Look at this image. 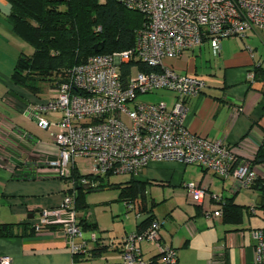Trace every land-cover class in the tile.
I'll list each match as a JSON object with an SVG mask.
<instances>
[{
    "label": "built area",
    "instance_id": "2783aa9c",
    "mask_svg": "<svg viewBox=\"0 0 264 264\" xmlns=\"http://www.w3.org/2000/svg\"><path fill=\"white\" fill-rule=\"evenodd\" d=\"M116 1L144 16L143 26L135 32L134 46L88 57L68 72L66 81L54 87L43 103H33L25 110L39 128L56 129L49 134L55 156L36 159L35 172L67 178L81 158L87 160L92 175L112 172L137 176L152 163L173 162L195 164L217 177L231 179L234 191L250 188L257 178L250 160L237 158L222 138L195 135L185 125L189 111L185 98L201 93L205 79L178 73L166 60L204 42L218 55L221 40L264 30V0ZM131 62L134 64L123 77L121 66ZM138 64L152 70L143 71ZM247 79L255 81L254 71L247 73ZM261 82L264 84V72ZM160 89L176 94L171 107L165 102L136 101L138 95ZM47 113L57 114L58 120L46 119L43 115ZM82 182L87 183L85 179ZM185 188L198 204L208 195L196 182H187ZM209 198L221 204L213 215H221V196L212 194ZM127 207L132 209L133 205ZM77 214L74 194H64L57 207L40 211L32 228L40 232L57 226L72 254L84 252L88 242H98L100 235L97 231L87 235L78 224ZM136 215L139 221L145 216ZM251 236L254 264H264V227L253 229ZM142 243L156 247L161 255L157 264H177V251L162 243L157 221L141 233L123 236L122 264H150L143 255ZM0 264H11V258L0 257Z\"/></svg>",
    "mask_w": 264,
    "mask_h": 264
},
{
    "label": "crops",
    "instance_id": "0c3cea01",
    "mask_svg": "<svg viewBox=\"0 0 264 264\" xmlns=\"http://www.w3.org/2000/svg\"><path fill=\"white\" fill-rule=\"evenodd\" d=\"M9 8L6 0H0V58L9 54L11 58L17 59L16 53L7 51L13 44L17 47L20 45L17 44L18 36L12 32L7 18ZM248 32L254 33L258 40L255 39L245 49L240 47L234 56L228 53L227 46L221 40L218 55H214L209 43L204 42L177 58L166 60V64L181 74L198 76L199 69L207 72L208 78L199 76L206 81L201 93L185 98L189 108L185 117L187 128L201 137L222 138L237 158L252 161L264 135V84L261 82L264 72V30L247 31L245 37ZM205 53L214 60L207 63L206 69L198 67L194 59ZM250 71L255 73V81L252 83L247 79ZM2 78L0 223L14 224L15 228L14 235L0 237V257H10L11 264H122L120 250L122 238L127 233L115 238H104L100 234L99 225L83 214L85 212H78L77 219L83 216L86 221L95 222L101 239L97 243L88 242L87 249L79 252L76 258L59 227L50 226L40 232L32 230V224L39 217L40 211L57 207L69 184L50 172H35L34 161L45 156L54 157L56 148L47 130L39 128L35 120L25 112L33 104L34 96L25 92L20 94L11 88L8 79L4 81ZM43 94H35V100L44 99ZM43 116L50 121L58 120L57 114L47 113ZM189 165L156 162L135 176L146 185L163 182L162 185L182 188L185 193V200L178 199L175 191L171 190L172 193L163 196L160 201L152 202V205L154 203L163 208L165 213L164 219L160 220L152 210L155 221L160 225L162 243L176 249L177 264H254L251 232L264 226L258 211V208H262L261 193L256 194L258 189L254 187L234 191L231 179L217 177L200 167V176L194 180L209 196L217 192L222 202L232 197L234 203L245 207L240 222L225 221L221 215H213V211L220 209V203L206 195L203 202L198 204L188 196L184 175ZM254 167L257 180L264 181V163L254 164ZM242 190L251 192V199L237 200ZM122 205V211L131 210L125 203L122 202ZM144 205L146 207V197ZM133 207L137 205L134 203ZM207 208L211 211L208 212ZM90 232L86 231L87 235ZM141 249L147 260L159 254L151 244L142 243ZM157 261L160 263L159 259Z\"/></svg>",
    "mask_w": 264,
    "mask_h": 264
},
{
    "label": "trees",
    "instance_id": "16d2710c",
    "mask_svg": "<svg viewBox=\"0 0 264 264\" xmlns=\"http://www.w3.org/2000/svg\"><path fill=\"white\" fill-rule=\"evenodd\" d=\"M6 1L10 7L7 18L12 32L34 46L31 54L18 55L11 81L33 94L42 93L44 91L42 84L45 82L50 83L52 88L57 87L66 81L68 72L74 66L83 63L92 55L132 48L135 43V32L145 21L141 13L125 8L116 0ZM95 45L98 46L97 51L94 50ZM133 64L134 62H131L121 66L123 77ZM138 68L143 71L152 70L140 64ZM251 162L253 165L264 163V135ZM111 175L112 172L102 176L82 173L74 164L70 176L63 178L69 184L65 193L74 194L77 212H85L87 205L83 200L84 191L118 189V199L121 202L126 206L135 203L137 211L145 213L135 229V232L141 233L155 221L152 209L147 210L144 205L146 183L130 175L124 182H110ZM83 179L87 183H83ZM251 187L260 190L261 205L264 209V181L260 182L256 178ZM243 209L245 207L234 203L232 197L225 198L222 202L221 216L225 221L238 223L241 221ZM78 224L85 231L98 232L97 224L86 221L83 216H79ZM14 228V224L0 223V237L14 235ZM77 255L78 253L73 254V257L76 258ZM160 256L158 254L151 257L150 264H157Z\"/></svg>",
    "mask_w": 264,
    "mask_h": 264
},
{
    "label": "rangeland",
    "instance_id": "374dc122",
    "mask_svg": "<svg viewBox=\"0 0 264 264\" xmlns=\"http://www.w3.org/2000/svg\"><path fill=\"white\" fill-rule=\"evenodd\" d=\"M255 39L258 40L257 36L252 32H248L247 37L226 38V39H223L222 43L223 45L227 46L228 53H230L231 56H234L235 53L237 52V49H239L240 47L242 49H245V47L248 44H252L253 41H256ZM16 40H17V44H20V45L17 47L15 44H13V47H9L7 49L8 52L9 51L12 53L14 52L18 56L19 53H24L28 55L34 51V46L32 44L22 40L19 37L18 38L16 37ZM15 49H17L18 51L15 52L14 51ZM195 57H197V58H194L196 59L197 66L203 67L205 69L208 67L207 63L210 60L211 62H214L212 56L209 55L208 53L203 54L201 57L200 56H195ZM15 61H16V58H11L9 54H7V56H3V58H0V77H4L2 78L4 81L8 79L10 81L11 88H14L15 91H19L20 94L21 93L23 94V92H25L27 94L33 95L34 96V99L32 100L33 103H36V104L43 103L45 101V98L40 99V100L38 98L37 100H35L36 99L35 94L31 93L29 90H26L23 87L15 85L11 81V74L13 72ZM206 74L207 72H204L203 69H199L197 73L198 76L208 78ZM211 79H214V78L211 77ZM2 85H3L2 88H4L5 84L3 82H2ZM42 88L44 89L43 91L44 94L42 96L50 95L51 92L53 91L51 84L48 82L43 83ZM174 96H175L174 92L160 89L152 93L140 94L137 96L136 101L149 103V104L165 102L169 107H171L175 101ZM13 116H14V113H13ZM50 131H56V129L51 127L50 130H47L48 136L50 134ZM76 164L78 165V168L80 169L81 172L83 173L89 172V165H88L87 160L79 158L76 160ZM200 171H201L200 166L195 165V164L189 165L184 175L185 176L184 181L185 182H196L194 179H196L198 175L200 176L199 174ZM128 179H129V175L121 173V174L111 175L109 178V181L119 183V182H124ZM162 184L164 183L163 182H151V183H148L145 187L146 209L147 210L152 209L160 220L164 219L165 213L163 212V208L157 207L156 205H152L153 201L154 202L160 201L163 196L167 194H171L172 193L171 190L175 191L174 194L175 196H177L178 199L185 200V196H184L185 193L182 190V188H174L172 186L167 187ZM255 193L256 194L260 193V190H257V192ZM215 194H217V192ZM250 195H252L251 192L247 190H242L238 193L237 200L247 201L251 199ZM118 196H119L118 189L116 188H103L100 190H93L90 192L84 191L83 200L86 203L87 207H86L85 213L83 214H86L90 219L94 220L99 225L100 234L104 238L119 237L121 234H124V232L129 234L133 232L136 228V223H137L136 221H138V218L136 215V211H137L136 208L133 207V209L131 210L126 211L125 209L124 211H122L123 205H122V202L118 199ZM175 201H178V200H175ZM207 211L210 212L211 210L207 208ZM258 211L261 215L260 218H262L260 222L264 224V216H263L264 209L258 208ZM137 213H139L140 215L145 214L143 211H139V210L137 211ZM250 227L253 228L255 226H250ZM262 227L264 226H260L259 228H262Z\"/></svg>",
    "mask_w": 264,
    "mask_h": 264
},
{
    "label": "water",
    "instance_id": "95a60500",
    "mask_svg": "<svg viewBox=\"0 0 264 264\" xmlns=\"http://www.w3.org/2000/svg\"><path fill=\"white\" fill-rule=\"evenodd\" d=\"M94 50H95V51L98 50V46H97V45L94 46ZM95 190H100V189H95Z\"/></svg>",
    "mask_w": 264,
    "mask_h": 264
}]
</instances>
